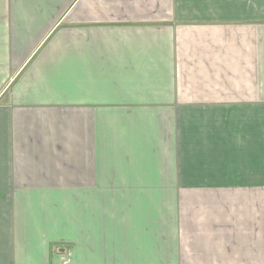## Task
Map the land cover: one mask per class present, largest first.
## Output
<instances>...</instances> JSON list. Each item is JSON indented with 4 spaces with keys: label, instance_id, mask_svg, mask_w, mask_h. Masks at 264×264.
I'll use <instances>...</instances> for the list:
<instances>
[{
    "label": "crops",
    "instance_id": "0c3cea01",
    "mask_svg": "<svg viewBox=\"0 0 264 264\" xmlns=\"http://www.w3.org/2000/svg\"><path fill=\"white\" fill-rule=\"evenodd\" d=\"M0 264H264V0H0Z\"/></svg>",
    "mask_w": 264,
    "mask_h": 264
}]
</instances>
